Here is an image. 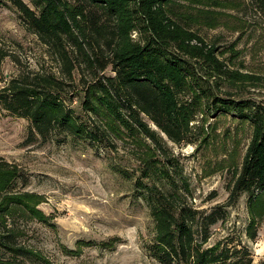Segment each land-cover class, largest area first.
Listing matches in <instances>:
<instances>
[{
    "label": "trees",
    "instance_id": "1",
    "mask_svg": "<svg viewBox=\"0 0 264 264\" xmlns=\"http://www.w3.org/2000/svg\"><path fill=\"white\" fill-rule=\"evenodd\" d=\"M7 1L50 55L61 60L68 76L77 67L88 71L93 80L83 91L81 111L97 121H81L71 107L77 95H69L61 81L43 73L28 72L6 82L0 89V110L28 121L30 137L41 141L62 134L89 138L106 148L114 136L150 144L139 160L138 174L117 170L133 181L153 219L148 254L160 264H252L246 246L206 244L211 226L225 220L224 208L241 195L247 197L249 241L256 239L258 224L264 221V106L220 89L218 80L234 81L237 74L218 59L215 46L183 23L210 20L208 12L194 13L192 8L219 7L225 0ZM250 3L264 18V0ZM68 52L76 53L77 65ZM8 56L0 48V67ZM108 69L111 75H105ZM203 117H228L252 127L227 202L206 213L181 201L178 182L186 194L188 185L167 145L193 144L203 137L202 127L196 125ZM20 176L16 165L0 158V256H33L35 251L18 244L20 223L46 221L36 209L37 195L12 190ZM161 181L172 191L156 185Z\"/></svg>",
    "mask_w": 264,
    "mask_h": 264
},
{
    "label": "rangeland",
    "instance_id": "2",
    "mask_svg": "<svg viewBox=\"0 0 264 264\" xmlns=\"http://www.w3.org/2000/svg\"><path fill=\"white\" fill-rule=\"evenodd\" d=\"M225 2L219 7L200 4L192 11L204 10L211 19L183 23L215 46L218 59L237 74L234 81L218 80L220 89L235 99L247 98L264 106V18L250 0ZM0 48L9 55L0 67V89L20 74L53 75L69 95L79 98L74 97L71 104L79 119L88 124L97 121L81 111L83 91L93 80L88 71L81 66L68 76L61 60L51 56L47 46L23 25L7 0H0ZM69 56L77 65L76 53ZM105 75H111L110 69ZM196 125L203 129L202 139L180 145L167 141V145L188 185L186 194L178 182L181 201L206 213L227 202L228 187L245 155L252 127L228 117H203ZM118 137H111L109 148L72 135L41 141L30 137L28 121L0 110V158L16 165L21 175L12 190L37 195L36 209L46 218L45 222L20 223L23 235L18 244L35 251L33 256L5 254L0 256L3 264H160L147 252L154 237L148 206L133 181L117 171L138 174L139 160L150 144ZM156 185L172 191L164 181ZM246 200L241 195L234 205L224 208L225 220L211 226L206 247L217 242L243 245L253 256L252 264H259L264 260V221L258 224L256 239L249 241Z\"/></svg>",
    "mask_w": 264,
    "mask_h": 264
}]
</instances>
